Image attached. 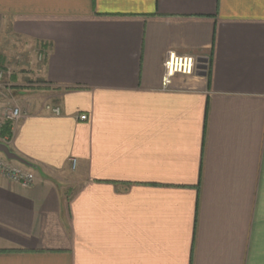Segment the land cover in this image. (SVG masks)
Returning a JSON list of instances; mask_svg holds the SVG:
<instances>
[{
	"label": "crops",
	"instance_id": "crops-1",
	"mask_svg": "<svg viewBox=\"0 0 264 264\" xmlns=\"http://www.w3.org/2000/svg\"><path fill=\"white\" fill-rule=\"evenodd\" d=\"M5 35L44 57L40 103L0 84L38 167L0 176V264H264V0H0Z\"/></svg>",
	"mask_w": 264,
	"mask_h": 264
},
{
	"label": "built area",
	"instance_id": "built-area-1",
	"mask_svg": "<svg viewBox=\"0 0 264 264\" xmlns=\"http://www.w3.org/2000/svg\"><path fill=\"white\" fill-rule=\"evenodd\" d=\"M44 53L40 50L37 55L38 60H42ZM196 58L192 55L178 54L175 51H168L162 61V78L161 84L163 87L167 86L170 79L175 74L191 75L195 70ZM2 77V72L0 71V78ZM43 108L53 115H60L61 109L58 105L44 103ZM23 114L21 107L18 105H11L4 107L2 116L4 119L10 121H16ZM87 114L82 113L78 116L79 120H87ZM1 127V125H0ZM9 136H2L0 134V141L9 144ZM71 165L74 167L75 159L71 158ZM0 176L4 177L10 181L17 182L23 186H27L31 183L33 179V174L30 169L23 165L17 164L12 160H8L5 156L0 155Z\"/></svg>",
	"mask_w": 264,
	"mask_h": 264
},
{
	"label": "rangeland",
	"instance_id": "rangeland-1",
	"mask_svg": "<svg viewBox=\"0 0 264 264\" xmlns=\"http://www.w3.org/2000/svg\"><path fill=\"white\" fill-rule=\"evenodd\" d=\"M32 45L33 44L31 43V45L29 46V44L27 42H24L21 37H16L14 35H5L2 40L0 38V55H3V57L5 58L4 62L0 63V71L2 72L0 84H2L3 86L5 85L4 88L9 87L10 77L12 74L17 75L22 71L28 72L29 75L26 78H30L32 79V81H26V86L29 85L31 87L28 86L29 88L25 90V94L29 96V98H32V102L40 103L42 101V94L39 95V92H37L38 88L32 87L35 86L34 84L36 83V81H33V77L35 76L36 72L32 70L34 69L33 66L35 67V63H37L38 61L36 57V52L31 49ZM25 62L28 64L25 65ZM29 64H31V66ZM11 93L12 91H8L7 93H5V96L7 97V99L5 100H7V102L4 104L1 113H3L4 107L11 105H18L19 107H21L22 110V104L19 100L17 101V98H15L14 96L12 97ZM34 94H37V96L34 97Z\"/></svg>",
	"mask_w": 264,
	"mask_h": 264
},
{
	"label": "water",
	"instance_id": "water-1",
	"mask_svg": "<svg viewBox=\"0 0 264 264\" xmlns=\"http://www.w3.org/2000/svg\"><path fill=\"white\" fill-rule=\"evenodd\" d=\"M197 66V65H196ZM0 153L5 156L6 159L8 160H14L17 161L27 167L31 168H38L35 164L27 161L23 157L19 156L17 153L12 151L9 146L3 142L0 141Z\"/></svg>",
	"mask_w": 264,
	"mask_h": 264
},
{
	"label": "trees",
	"instance_id": "trees-1",
	"mask_svg": "<svg viewBox=\"0 0 264 264\" xmlns=\"http://www.w3.org/2000/svg\"><path fill=\"white\" fill-rule=\"evenodd\" d=\"M0 59H2L1 61L4 62L5 58L3 56H0ZM0 62V63H2ZM1 66V65H0ZM11 124L12 121L8 120V119H4L3 123L1 124L0 127V134L2 136H9L11 133Z\"/></svg>",
	"mask_w": 264,
	"mask_h": 264
}]
</instances>
